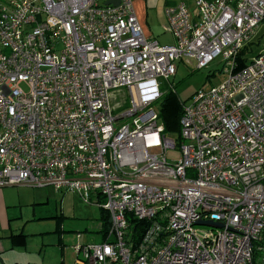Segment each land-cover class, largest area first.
Segmentation results:
<instances>
[{"label":"built area","instance_id":"1","mask_svg":"<svg viewBox=\"0 0 264 264\" xmlns=\"http://www.w3.org/2000/svg\"><path fill=\"white\" fill-rule=\"evenodd\" d=\"M165 15L173 44L145 34L134 0H0V188L108 213L77 264H264V51L238 66L264 0L180 1ZM218 58L221 83L180 100L181 141L167 136L179 64ZM130 216L149 224L140 240Z\"/></svg>","mask_w":264,"mask_h":264},{"label":"rangeland","instance_id":"2","mask_svg":"<svg viewBox=\"0 0 264 264\" xmlns=\"http://www.w3.org/2000/svg\"><path fill=\"white\" fill-rule=\"evenodd\" d=\"M145 1L149 29L163 33L167 27L165 9L169 1ZM180 1L191 7L194 5V0L172 2ZM160 34L154 37L160 44L173 43L168 33L162 37L158 36ZM251 46L253 56L264 51V22ZM219 61L220 58L201 70L194 64H179L178 73L170 83L181 101L188 103L197 90L221 83ZM103 212L70 193L27 187L0 188V264H77L75 246L81 242H101L97 230L104 222ZM79 234L83 239L78 237ZM12 235H23L19 240H25V243L14 245Z\"/></svg>","mask_w":264,"mask_h":264},{"label":"trees","instance_id":"3","mask_svg":"<svg viewBox=\"0 0 264 264\" xmlns=\"http://www.w3.org/2000/svg\"><path fill=\"white\" fill-rule=\"evenodd\" d=\"M169 1L168 6H173L176 3L172 2L173 0H167V3ZM257 55V54H256ZM253 56V49L251 45L246 46L240 53L238 57V66L239 68L244 67L248 59ZM182 115V107L180 104V98L179 96L172 92L168 91L165 93L163 100L161 102V108H160V123L164 126V133L167 136L174 137L177 141H181L180 138V117ZM103 220L104 222L100 226V228L97 230L99 233H107L110 228V217L109 214L106 212H103ZM130 223V233L133 234V237L137 238V240H140L145 233L148 222L139 221L137 219H134L132 216L128 218ZM23 235H12L11 239L14 245H19L21 243H25V240L20 241L19 237Z\"/></svg>","mask_w":264,"mask_h":264},{"label":"crops","instance_id":"4","mask_svg":"<svg viewBox=\"0 0 264 264\" xmlns=\"http://www.w3.org/2000/svg\"><path fill=\"white\" fill-rule=\"evenodd\" d=\"M134 4H135V7H136V12H137L138 19H139V21H140V23H141V25H142V27L144 29L145 34L148 35V36H151L153 38L156 36L155 34H160L159 31L158 32H154L153 30L149 29V27L147 25V8H146L147 4H146V1L145 0H134ZM166 33H168V32L165 29V31L163 33H161L160 35H158V36L162 37ZM172 40H173V38H172ZM173 42H174V40H173ZM167 44H173V43H167ZM51 190H53V189H51ZM97 228H96V230H97ZM0 251H1V248H0Z\"/></svg>","mask_w":264,"mask_h":264},{"label":"water","instance_id":"5","mask_svg":"<svg viewBox=\"0 0 264 264\" xmlns=\"http://www.w3.org/2000/svg\"><path fill=\"white\" fill-rule=\"evenodd\" d=\"M114 4H119L118 1H114ZM196 225L214 227V228H222L223 225L220 223H213L212 221H198Z\"/></svg>","mask_w":264,"mask_h":264},{"label":"bare ground","instance_id":"6","mask_svg":"<svg viewBox=\"0 0 264 264\" xmlns=\"http://www.w3.org/2000/svg\"><path fill=\"white\" fill-rule=\"evenodd\" d=\"M109 230H110V228H109ZM109 230H108V231H109ZM129 231H130V227H129ZM101 234H102V233H100V235H101Z\"/></svg>","mask_w":264,"mask_h":264}]
</instances>
